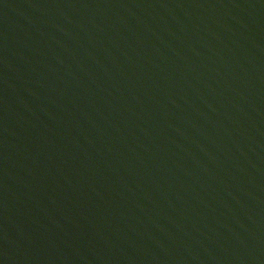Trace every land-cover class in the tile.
I'll list each match as a JSON object with an SVG mask.
<instances>
[{"label": "water", "instance_id": "water-1", "mask_svg": "<svg viewBox=\"0 0 264 264\" xmlns=\"http://www.w3.org/2000/svg\"><path fill=\"white\" fill-rule=\"evenodd\" d=\"M0 264H264V0H0Z\"/></svg>", "mask_w": 264, "mask_h": 264}]
</instances>
